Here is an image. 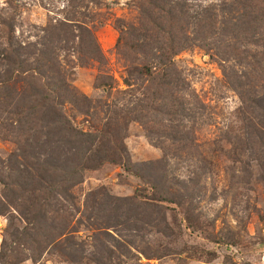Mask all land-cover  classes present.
<instances>
[{
    "label": "rangeland",
    "instance_id": "1",
    "mask_svg": "<svg viewBox=\"0 0 264 264\" xmlns=\"http://www.w3.org/2000/svg\"><path fill=\"white\" fill-rule=\"evenodd\" d=\"M140 1L0 0V264H264V70L203 47L182 51L175 63L187 84L183 99L203 106L200 123L157 115L164 123L148 130L124 126L113 103L123 110L140 98L123 92L126 68L140 63L129 37ZM47 43L68 84L69 95L59 96L75 101L63 117L84 132L123 123L132 172L40 188V174L58 181L44 175L47 101L33 91L42 80L30 70L37 57L26 53Z\"/></svg>",
    "mask_w": 264,
    "mask_h": 264
},
{
    "label": "trees",
    "instance_id": "2",
    "mask_svg": "<svg viewBox=\"0 0 264 264\" xmlns=\"http://www.w3.org/2000/svg\"><path fill=\"white\" fill-rule=\"evenodd\" d=\"M202 1H213V4L208 7L196 5ZM214 2L218 4L214 5ZM138 12L137 28L132 29L129 37L135 44L132 47L140 56V63L126 68V90L123 92L139 91L140 98L123 105L126 107L123 110L113 103V107L118 109L114 114L123 120L124 126L130 122H139L145 127L149 123H164L158 120L157 115H163L167 123L188 122L193 126L200 123L203 106L194 109L183 99L187 84L175 63V57L182 51L203 47L215 50L216 56H239L242 60L240 64L245 61L249 70H264V5L258 0H141ZM63 30L66 39L72 40L69 28L66 26ZM120 40L118 48L122 43ZM49 44L43 50L26 53L29 58L37 57V67L30 65V70L39 73L42 80L40 87L33 86V91L35 94L43 92L47 101V123L44 126L48 130V138L44 151L49 152V160L44 175L54 173L58 181L53 185L51 180L37 173L41 179L40 188L48 184L52 187L50 193L55 189L69 190L76 185V177L81 175L90 177L91 174L116 169L132 172L133 166L121 139L123 123L120 129L106 123L99 130L84 132L63 117L62 107L67 103L75 104V101L70 96H59L60 92L69 95L65 89L68 84L60 75L57 58L51 59ZM219 45L224 50L221 53L217 51ZM225 45L227 48H224ZM247 46L256 50L252 49L251 53L246 50ZM240 53L246 54L242 57ZM14 60L16 63L17 57ZM226 62L224 59V64ZM232 73H235L234 70ZM244 77L248 74L245 73ZM233 84L237 88L243 85L242 81H238V85ZM104 86L109 94L111 85ZM137 86L140 90L136 89ZM252 103L257 106L258 98ZM34 134L37 145L32 149L34 158H37L40 148L38 131L32 135L33 142ZM31 179L35 181L34 176ZM163 192L169 193L168 190H159V193Z\"/></svg>",
    "mask_w": 264,
    "mask_h": 264
}]
</instances>
